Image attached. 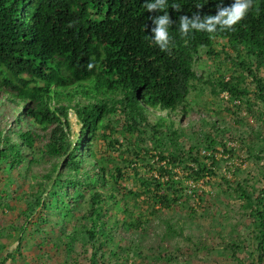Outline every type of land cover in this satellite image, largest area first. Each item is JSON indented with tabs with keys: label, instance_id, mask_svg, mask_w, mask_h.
Returning <instances> with one entry per match:
<instances>
[{
	"label": "trees",
	"instance_id": "trees-1",
	"mask_svg": "<svg viewBox=\"0 0 264 264\" xmlns=\"http://www.w3.org/2000/svg\"><path fill=\"white\" fill-rule=\"evenodd\" d=\"M220 2L167 0L164 11L151 13L145 0H0V160L11 170L33 175L34 164H51L36 173L42 179L26 211L33 215L37 208H46L48 190L64 199L65 217L73 229L59 224L61 233L69 240L67 247L89 244L90 264L105 259L108 246L116 245L112 255L125 256L129 250L114 231L126 229L122 239L135 235L140 241L148 234L150 216L183 198L186 187L176 181V167L196 183L219 176L240 198L249 216L257 219V264L264 260V182L250 191L239 179L229 178L222 156L211 152L222 146L233 158L237 149L227 145L229 136L264 168V0H253L247 16L231 29L193 30L185 37L178 26L181 15L193 19L199 12L203 22L205 15L218 14ZM233 2L223 0L225 6ZM164 12L176 22L169 29L167 51L152 39L149 19ZM222 39L226 58L240 70L204 81L195 69L197 58L202 49L218 55ZM195 82L210 83L214 95L229 94L227 109L234 112L238 127L204 120L213 132L200 140L195 130L194 143L187 147L180 140L191 133L184 123ZM242 107L258 120L257 127L240 129L247 122ZM71 111L80 124L73 139ZM117 113L125 119L124 129L137 139L147 126L152 129L157 147L152 156H158V167L147 161L141 146L135 147L134 158L124 161L129 170L124 163L109 166L110 159L95 147V140L101 129L112 130L110 117ZM9 114L11 122L6 121ZM170 146L174 150L169 151ZM146 153L151 154L149 149ZM138 160L144 161L147 173L138 170ZM78 198L84 205L74 221L72 205ZM37 227L45 231L43 223ZM62 243L57 239L55 244L59 248Z\"/></svg>",
	"mask_w": 264,
	"mask_h": 264
},
{
	"label": "rangeland",
	"instance_id": "rangeland-1",
	"mask_svg": "<svg viewBox=\"0 0 264 264\" xmlns=\"http://www.w3.org/2000/svg\"><path fill=\"white\" fill-rule=\"evenodd\" d=\"M220 42L222 44L217 46L218 55H209L205 49H202L197 58L195 69L199 76L204 77V81L214 80L221 75L228 77L233 74V69L240 70L239 66L233 65V60L226 58L227 53L224 48L226 40L222 39ZM230 53L234 54L231 51ZM195 85L188 97L189 103L187 102L189 118L184 123L187 130L191 129V133L187 139L180 140L187 147L194 143L195 130L200 132L198 134L200 140L205 134L213 132L210 126L204 125V120L212 122L217 119L220 125L238 127L234 122V112L227 109L231 104L223 100L221 94L214 95L210 83L195 82ZM242 109L243 117L247 118V122L240 129L244 130L249 125L257 127L258 120L247 115L245 107ZM158 112L165 113L161 110ZM198 112L205 115L204 119H196ZM70 115L73 139L76 131L80 129V124L74 111H71ZM178 115L180 116V113ZM12 119L13 115L9 114L6 121L11 122ZM110 119L113 122L112 130L101 129L98 131L100 135L95 140V147L101 149L105 154L104 157L110 159L109 166L121 167L124 163L127 167L128 162L124 161L134 158L135 147L141 146L147 161L158 167V156H152L157 149L152 141L154 135L152 129L147 126L143 137L137 139L124 129L126 122L122 115L117 113ZM228 137L227 145L237 149V153L231 155L233 158L229 159V154L222 150V146H217L216 151L211 152L218 157L222 156V169L229 178L233 181L239 179L247 184L250 191L253 187L255 191L259 190L264 182L262 162L249 159L245 147L235 140H229ZM128 146L131 147L129 152L126 150ZM146 149H149L151 154H145ZM170 150L174 148L170 146ZM143 162L138 160L136 167L145 174L147 167ZM50 166V163L34 164L32 171L35 175H33L28 174L24 169L11 170L0 160V264H90L89 244L75 243V248L67 247L69 240L61 233L63 230L61 225L68 224L66 229H73L70 225L72 221L65 217L64 199L59 200L57 196L52 195V190H48L45 193L47 207L37 208L33 215L27 212L30 195L38 190L37 184L42 179V176L36 173L46 171ZM235 167H237L236 172ZM127 169L129 170V167ZM175 171L176 181L184 183L186 187L183 198L168 208L158 210L156 215L150 216L147 224L148 234L143 233V239L140 241H138L140 236L136 239L135 235H128L127 239H122L126 229L115 230L116 239L129 252L126 251L128 253H125V256L112 255L113 252L110 251L115 252L116 245L108 246L104 249L105 259H101L96 264L102 262L103 264H257L259 255L257 219L249 216L240 198L222 185L219 176L210 178L208 183L203 184V180L196 183L180 167H176ZM133 180L134 177L128 184ZM145 197L146 195H143V198ZM73 203L72 220L75 221L76 217L82 214L80 210L84 202L82 205L81 199L78 198L73 200ZM41 223L45 228L44 232L37 227ZM57 239L63 241L59 248L55 244ZM132 239L136 240L133 244ZM138 246L142 253L137 251Z\"/></svg>",
	"mask_w": 264,
	"mask_h": 264
},
{
	"label": "clouds",
	"instance_id": "clouds-1",
	"mask_svg": "<svg viewBox=\"0 0 264 264\" xmlns=\"http://www.w3.org/2000/svg\"><path fill=\"white\" fill-rule=\"evenodd\" d=\"M144 6L148 12L159 13L166 8L167 0H145ZM252 6L253 0H234V2L228 6H225L223 0H221L216 9L218 14L205 15L203 22L201 21L199 12L192 15L193 19H189V15L186 14L179 16V31L186 37L193 30L215 33L218 26L222 30L231 29L247 16ZM173 7L177 6L174 5ZM149 19L152 21V25H154V27H151L152 39L162 51H167L172 39L169 29L172 25L176 24V22L173 21L167 12H164L162 15L149 17ZM88 67L91 69L93 65L89 64ZM197 114L196 119H204V114L201 112ZM197 116H199V118Z\"/></svg>",
	"mask_w": 264,
	"mask_h": 264
},
{
	"label": "built area",
	"instance_id": "built-area-1",
	"mask_svg": "<svg viewBox=\"0 0 264 264\" xmlns=\"http://www.w3.org/2000/svg\"><path fill=\"white\" fill-rule=\"evenodd\" d=\"M222 98H224V100H228L229 99V94L227 92H223L221 94Z\"/></svg>",
	"mask_w": 264,
	"mask_h": 264
}]
</instances>
